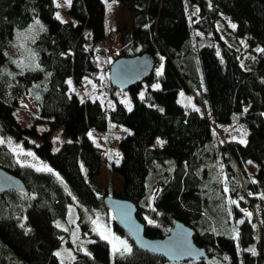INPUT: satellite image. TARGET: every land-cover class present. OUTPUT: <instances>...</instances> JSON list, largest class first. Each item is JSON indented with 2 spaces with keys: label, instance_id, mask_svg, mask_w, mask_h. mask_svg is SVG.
I'll use <instances>...</instances> for the list:
<instances>
[{
  "label": "trees",
  "instance_id": "16d2710c",
  "mask_svg": "<svg viewBox=\"0 0 264 264\" xmlns=\"http://www.w3.org/2000/svg\"><path fill=\"white\" fill-rule=\"evenodd\" d=\"M117 1L130 10L127 29L108 27L105 0H71L67 11L74 20L59 19L54 0H0V136L32 148L52 169L22 162L0 144V166L26 186L0 191V264H264L263 244L255 254L248 248L254 217L227 201L221 181L233 177L239 184L233 195L245 196L246 204L257 203L262 211L264 51L258 49H264V0ZM189 3L198 7L197 19L188 17ZM222 16L236 25L234 38L245 37L247 50L255 53L250 65L218 29ZM36 17L45 24L31 44L38 65L20 71L7 47L16 31ZM193 28L205 33L202 42L195 41ZM143 51L154 57L152 72L127 89L106 78L110 106L97 97L79 96L86 76L98 86L103 54L113 60ZM180 90L192 92L199 106L179 102ZM25 95L37 106L30 125L14 114ZM44 121L47 126L40 131L37 124ZM230 121L246 128L243 143L219 139L216 128ZM111 124L123 129L121 157L110 164L123 180L108 192L93 180L103 152L89 132L107 131ZM59 126L65 139L54 150L50 136ZM106 194L132 200L149 236H163L175 220L191 225L194 240L208 256L169 261L135 246L113 218L112 228L130 239V251L120 257L107 239L94 236L91 253L61 261L54 247L67 235L64 217L70 203L111 211L103 201ZM220 207L225 215L216 212ZM215 213L236 226L235 232L217 231Z\"/></svg>",
  "mask_w": 264,
  "mask_h": 264
},
{
  "label": "rangeland",
  "instance_id": "374dc122",
  "mask_svg": "<svg viewBox=\"0 0 264 264\" xmlns=\"http://www.w3.org/2000/svg\"><path fill=\"white\" fill-rule=\"evenodd\" d=\"M107 3V12H106V20L108 27H114L118 30L127 29L130 27L132 22V17L128 5L126 3H121L117 0H105ZM56 4V16L61 20H68L74 18L68 13L67 0H54ZM188 17L194 15L197 19L198 16V7L189 3L187 6ZM43 22L39 18H35L33 22H31L26 27L19 29L16 31V34L11 43L8 44V53L12 55L10 61L17 66H13L15 69H19L20 71L31 68L35 66L36 60L34 58V51L32 49V42L35 39V35L40 31L43 27ZM218 29L221 31L222 35L231 43H234L245 56V63L250 65L253 60H255V53H252L247 50V40L245 37L234 38L233 36V27L234 22L228 18L227 16H222V20L217 23ZM45 26V24H44ZM193 34L195 35V41L202 42L204 40L205 33L199 30L198 28L192 29ZM210 34V33H209ZM208 34V35H209ZM111 54L102 55L100 57V71H99V82L98 86L94 84L93 80L86 76L84 78V85L81 91H78V94L81 98L83 97H97L99 98L105 105L110 106L111 100L108 95L107 88V79H108V67L111 63ZM156 71L160 70V65L157 66ZM107 78V79H106ZM193 93L185 92L184 90H180L178 93V101L182 104L188 105H198V102L193 101ZM126 105L131 107V100L127 98ZM199 106V105H198ZM36 103L34 99L30 95L23 96L18 105L14 108V114L16 118L24 125H30L32 123L31 116L36 112ZM47 126L46 122L38 123L37 128L41 131L45 129ZM122 126L119 124H111L109 130L100 132L91 130L89 135L95 141V143L100 146L102 149V159H101V167L99 172L94 175L93 180L99 187H104L108 189L110 192L112 189L119 188L122 185V175L115 172L111 169V162H118L121 157V151L118 145L119 137L121 135ZM216 132L219 136V139L223 143H227L228 141H245L247 130L243 125L235 121H230L229 123L219 125L216 128ZM51 141H52V149H57L61 142L65 139L62 126L57 127L51 133ZM0 139L5 141V144L12 150L16 158H18L22 162L30 163L35 166L37 169H43L48 165L40 159L33 151L32 148L23 146L22 143L12 140L6 136H0ZM34 142H38V138H30ZM8 141H11V147L8 144ZM243 143V142H241ZM155 144H161V138L157 137L155 140ZM27 153H32L33 155H27ZM213 166H219L218 160L213 159ZM49 168V167H48ZM222 176L221 181H225V197L228 202L235 201V204L240 207L241 212L243 214H251L254 217L253 228H254V238L253 241L248 246L249 249H254L258 252L261 248L262 244V214L260 216L261 210L259 209L257 203H253L252 201L249 204L245 203V196L233 195L237 193L238 183L233 177ZM157 189V188H156ZM155 189V190H156ZM154 190V193H155ZM247 200V199H246ZM222 206V205H220ZM226 210L224 212L227 215L228 220L230 219V211L228 205H223ZM217 213L223 214V207H220L216 210ZM224 213V215H225ZM216 214V213H215ZM218 227L217 231L225 230L230 232L228 229L230 224L226 222L225 219L219 214H216ZM113 220V214L111 211H102V210H94L88 211L81 207L75 200L72 201L68 207V211L64 217V223L67 229V235L54 247V253L57 255L59 253L58 258L63 262H70L78 252H87L91 253L92 248L90 245L91 238L94 236L107 237V240L111 244V249L114 253L119 251H123L125 245L130 249L131 242L130 239L123 234L116 232L112 226L111 222ZM230 221V220H229ZM87 223V226H83V223ZM233 226V225H232ZM231 230L235 232L236 226H234ZM124 242V243H121ZM114 248L116 250H114Z\"/></svg>",
  "mask_w": 264,
  "mask_h": 264
},
{
  "label": "water",
  "instance_id": "95a60500",
  "mask_svg": "<svg viewBox=\"0 0 264 264\" xmlns=\"http://www.w3.org/2000/svg\"><path fill=\"white\" fill-rule=\"evenodd\" d=\"M154 68V57L151 52L143 51L114 58L108 67V80L121 89H127L141 82ZM8 189L26 190L22 179L0 166V191ZM105 205L111 210L115 224L120 227L139 248L161 254L169 261L197 259L207 257L204 246L194 240L195 229L191 225L175 220L168 232L160 237L145 233L144 223L136 215V204L127 198L113 194L103 197ZM262 214V244L264 251V207ZM125 251L117 252L123 256Z\"/></svg>",
  "mask_w": 264,
  "mask_h": 264
},
{
  "label": "snow or ice",
  "instance_id": "6c2138e0",
  "mask_svg": "<svg viewBox=\"0 0 264 264\" xmlns=\"http://www.w3.org/2000/svg\"><path fill=\"white\" fill-rule=\"evenodd\" d=\"M67 3H68V4H71V0H67ZM58 18H59V17H58ZM232 27L235 28L236 25L233 24ZM258 51H264V49H258ZM157 87H158V86H157ZM245 111H246V110H245ZM241 142H244V141H241ZM2 143H5V141H3L2 139H0V144H2ZM8 144H9V146L11 147V141H8ZM27 155H33V154H32V153H27ZM42 170H44V171H48V172H52V169H51V168H48L47 166H45ZM226 190H227V189H226ZM233 203H235V201H233ZM249 215H251V214H249ZM240 222L243 223V221H240ZM58 226H59V225H58ZM104 238L107 239V237H104ZM121 243H124V242H121ZM114 250H116V249L114 248ZM123 251H130V249L127 248V246L125 245ZM249 251H251L253 254H255V250H254V249H249ZM57 255H59V253H57Z\"/></svg>",
  "mask_w": 264,
  "mask_h": 264
}]
</instances>
